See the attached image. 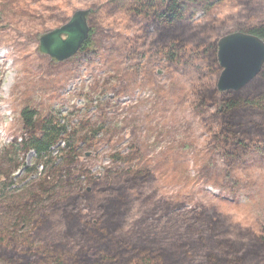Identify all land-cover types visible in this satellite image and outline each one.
<instances>
[{
  "label": "rangeland",
  "instance_id": "1",
  "mask_svg": "<svg viewBox=\"0 0 264 264\" xmlns=\"http://www.w3.org/2000/svg\"><path fill=\"white\" fill-rule=\"evenodd\" d=\"M88 3L93 51L49 63L39 36ZM129 3L0 0V234L35 245L60 241L61 212L92 217L107 185L128 167L150 170L167 199L211 205L264 234V154L255 141L241 151L221 146L207 120L213 107L201 114L191 99L207 65L190 47L174 56L150 46ZM234 9L232 0H222L216 15L225 18ZM23 109L63 128L41 159L15 149ZM136 147L139 156L123 163ZM69 152L74 163L68 167Z\"/></svg>",
  "mask_w": 264,
  "mask_h": 264
},
{
  "label": "trees",
  "instance_id": "2",
  "mask_svg": "<svg viewBox=\"0 0 264 264\" xmlns=\"http://www.w3.org/2000/svg\"><path fill=\"white\" fill-rule=\"evenodd\" d=\"M133 18H140L148 43L174 56L190 47L207 65L197 73L191 91L193 105L201 114L206 106L212 134L226 148L241 151L246 141L264 154V64L238 90L219 92L215 82L221 68L217 62L219 37L240 31L264 41V0H232L235 9L225 18L216 15L222 0H129ZM92 7L91 3L87 4ZM79 9L75 8L74 10ZM200 13L203 19L195 21ZM64 21H67L65 18ZM89 35L80 50L92 52L96 30L87 20ZM49 63H57L50 59ZM22 136L16 144L22 155L35 151L41 159L49 155L63 130L50 118L23 109ZM206 117V116H205ZM204 117V118H205ZM139 149L120 160L127 164L139 156ZM74 163L69 152L67 166ZM155 175L148 169L128 167L107 186L109 194L96 204L95 214L82 218L64 209L62 239L35 245L16 235L0 234V262L3 264H264V234L235 222L211 205L167 199L155 187Z\"/></svg>",
  "mask_w": 264,
  "mask_h": 264
},
{
  "label": "water",
  "instance_id": "3",
  "mask_svg": "<svg viewBox=\"0 0 264 264\" xmlns=\"http://www.w3.org/2000/svg\"><path fill=\"white\" fill-rule=\"evenodd\" d=\"M89 11L78 9L66 23L40 35L39 51L56 61L66 60L75 54L88 36ZM216 45L221 71L215 87L219 92L240 89L264 64V41L255 35L233 31L219 37Z\"/></svg>",
  "mask_w": 264,
  "mask_h": 264
},
{
  "label": "flooded vegetation",
  "instance_id": "4",
  "mask_svg": "<svg viewBox=\"0 0 264 264\" xmlns=\"http://www.w3.org/2000/svg\"><path fill=\"white\" fill-rule=\"evenodd\" d=\"M79 9H89V8H79ZM76 10H78V9H76ZM76 10H74V11H76ZM89 10H90V9H89ZM74 11H73V12H74ZM89 12H90V11H89ZM72 14H73V13H72ZM70 17H71V16H70ZM70 17H69V18H70ZM69 18L67 19V21L69 20ZM88 19H89V18H88V16H87V20H88ZM67 21H65L64 23H66ZM87 25H88V23H87ZM88 35H89V26H88ZM63 37H64V36H63ZM87 37H88V36H87ZM86 39H87V38H86ZM86 39H85V40H86ZM85 40H84V41H85ZM217 40H218V39H217ZM84 41H83V43H84ZM216 42H217V41H216ZM83 43H82V44H83ZM81 47H82V45L80 46V48H81ZM80 48L77 50V52L80 50ZM77 52H76V53H77ZM76 53H75V54H76ZM75 54H73L71 57H73ZM71 57H69V58L66 59V60H69ZM66 60H63V61H66ZM217 62H218V61H217ZM220 71H221V70H220ZM219 73H220V72H219ZM218 75H219V74H218ZM216 80H217V79H216ZM215 83H216V82H215Z\"/></svg>",
  "mask_w": 264,
  "mask_h": 264
}]
</instances>
